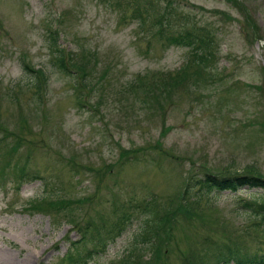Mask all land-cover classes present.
I'll use <instances>...</instances> for the list:
<instances>
[{"label": "rangeland", "instance_id": "1", "mask_svg": "<svg viewBox=\"0 0 264 264\" xmlns=\"http://www.w3.org/2000/svg\"><path fill=\"white\" fill-rule=\"evenodd\" d=\"M165 1L174 20L185 17L211 34L212 75L199 82L203 88L122 92L142 74L152 85L185 58V49H164L153 29L136 25L133 0H0V165L9 171L27 163L29 176L0 186V264H66L61 257L85 226V238L101 225L107 230L127 208L129 223L119 236L103 237L105 250L87 264H187L228 236L240 252L264 250V233L238 205L249 194L259 203L254 194L264 189L205 191L197 204V186L184 193L186 179L198 173L264 177V0L151 6L164 11ZM49 31L71 52L69 72L52 65ZM83 53L91 54L89 63ZM22 62L41 68L43 78L28 77ZM46 193L65 198L70 209H17ZM150 203L158 215L163 207L173 211L158 227L155 246L164 251L152 261L140 240L148 216L141 208ZM94 243L77 248L84 253Z\"/></svg>", "mask_w": 264, "mask_h": 264}, {"label": "trees", "instance_id": "2", "mask_svg": "<svg viewBox=\"0 0 264 264\" xmlns=\"http://www.w3.org/2000/svg\"><path fill=\"white\" fill-rule=\"evenodd\" d=\"M135 5L132 12V18L136 20L137 25H143L147 24L149 28L154 30V34L158 36L160 39H162L165 43V47H186L188 49L186 56L184 60L181 62V64L176 68V72L174 76L171 75H164V77L160 76V80H155V82L147 86L142 80V77H135L133 79H130L124 83V88L122 90L123 93H126L128 91L134 92V93H143L148 94L150 90L155 89L160 91L163 94H170L174 93L178 88L186 87L191 88L193 86L200 88L204 87L205 83L201 84L199 83L201 80L205 79V77H211L212 71L211 64H207L211 58V43L212 39L207 38L205 34V30L197 25H194L196 27H185L187 21L183 20V22H175L171 20V17H173V12L169 11L172 10L171 8H168V3L165 1V10L160 11L157 10L155 7H152L151 3L159 2V0H133ZM107 4L110 3L111 0H106ZM185 24V25H184ZM50 37L52 38V46L53 49L52 53V65L54 67H57L60 71L69 72V69L71 66L68 67V64H70L68 61V58H71V52H65L62 48L58 47L54 38V32L49 31ZM74 55V54H72ZM68 57V58H66ZM82 58V57H81ZM84 59V58H83ZM86 63H89V60L84 59ZM84 65V64H82ZM21 68H23V72L27 74L28 77L31 75L35 78L42 77L43 74L41 70L33 69L31 66L26 65L23 63L21 65ZM77 71L82 70V66H75L74 68ZM201 73H204L203 76H199ZM86 78V74L82 75V80ZM30 84H35L36 82L34 80H28ZM34 82V83H33ZM38 83V81H37ZM86 85V82L83 83ZM38 87V85H37ZM136 95V94H135ZM137 98V96H136ZM145 98V97H144ZM122 151H125L122 149ZM24 163V162H23ZM25 164H13L11 169L9 171H6V167L8 164H1L0 165V183L3 184L6 182L5 176L7 174L11 176L12 180L22 181L24 177H27L28 175L25 172L24 166ZM33 176V175H31ZM186 185L184 187V193L186 188L197 186V192H195V195L200 196L204 190L209 188H217V189H228L230 191L236 190L238 188H241L242 186H245L247 188H260L264 189V177L259 174H251L250 172H244L243 174H234V175H219L217 172L213 173H198V178L194 180L186 179ZM261 202L256 204L253 201V204L249 201L242 202V210L244 212L250 213L252 212L254 215H256V218L258 219V222L255 218L253 226L254 229H261L264 231V229L260 228V222L264 220V197L260 196ZM73 202V201H71ZM75 202V201H74ZM70 202L68 200H65V198L61 197H53L49 195H43L37 198V201L30 205L26 210L30 211H40L37 208L42 209L43 206H45V210L50 212V210L57 209L59 211H68L70 208L69 204ZM76 203V202H75ZM256 204V205H255ZM181 206V205H180ZM184 209L189 210L190 207L187 208V204L184 202ZM57 212V213H58ZM155 215L151 220H154L151 222V220L147 221L148 223L152 224L153 227H149L148 224L146 225V229L141 233L140 240L142 244V248L145 251H149L154 253V255H157V247L155 246V240L158 237V227L161 224V222H167L170 216L173 215V211L170 212L169 208L166 207L163 209V214L158 216V211L154 210L153 212H150L151 217ZM84 232V231H82ZM85 234V232L83 233ZM260 241L258 240V243ZM218 245H215L210 251L209 254H212L214 256V251H216ZM135 248V247H134ZM160 251V250H159ZM218 254H216L215 259L213 258L214 264H218L219 262H227V260L232 257L234 260L237 259L236 253L232 252L229 249H225L222 251H217ZM132 253L130 252L129 257H132ZM242 262L249 261L252 263L257 264H264V250L259 251L258 253L253 254H241ZM151 260H154L153 256ZM211 262V263H213ZM146 264V263H144ZM187 264H201L200 262H197L194 259H188Z\"/></svg>", "mask_w": 264, "mask_h": 264}, {"label": "bare ground", "instance_id": "3", "mask_svg": "<svg viewBox=\"0 0 264 264\" xmlns=\"http://www.w3.org/2000/svg\"><path fill=\"white\" fill-rule=\"evenodd\" d=\"M4 257V256H3Z\"/></svg>", "mask_w": 264, "mask_h": 264}]
</instances>
